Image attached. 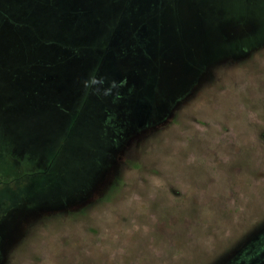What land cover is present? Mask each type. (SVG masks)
I'll use <instances>...</instances> for the list:
<instances>
[{"label":"rangeland","instance_id":"374dc122","mask_svg":"<svg viewBox=\"0 0 264 264\" xmlns=\"http://www.w3.org/2000/svg\"><path fill=\"white\" fill-rule=\"evenodd\" d=\"M1 3L2 264H264V0Z\"/></svg>","mask_w":264,"mask_h":264},{"label":"trees","instance_id":"16d2710c","mask_svg":"<svg viewBox=\"0 0 264 264\" xmlns=\"http://www.w3.org/2000/svg\"><path fill=\"white\" fill-rule=\"evenodd\" d=\"M1 4L0 0V55L5 53L8 55H15V52L19 48H22V50L25 48L24 42H26L27 36L25 32L21 31V28H28L29 30L30 25L20 20L16 9L6 11L1 7ZM34 37L37 39V37L31 33L29 39L34 41ZM12 62L14 61L12 60Z\"/></svg>","mask_w":264,"mask_h":264},{"label":"flooded vegetation","instance_id":"af4514ba","mask_svg":"<svg viewBox=\"0 0 264 264\" xmlns=\"http://www.w3.org/2000/svg\"><path fill=\"white\" fill-rule=\"evenodd\" d=\"M84 176L87 177L88 174L85 172ZM3 184L7 186L10 189V191L16 189V187L14 185H10L8 181H5V183ZM17 204L18 203H13L8 207L7 211L0 212V264H2L5 261V258H6L5 252L7 251L6 247L9 242V238L13 234H16L17 231L19 230L18 228L19 218H18L17 213L9 212V210L14 209L12 208L13 205H15L16 207H18V205L20 206V204L18 205ZM18 210L19 209L15 211H18Z\"/></svg>","mask_w":264,"mask_h":264},{"label":"crops","instance_id":"0c3cea01","mask_svg":"<svg viewBox=\"0 0 264 264\" xmlns=\"http://www.w3.org/2000/svg\"><path fill=\"white\" fill-rule=\"evenodd\" d=\"M120 92H121V91H120ZM115 94H116V96H118V95H119V92H117V93H115ZM108 97H109V96H108ZM111 101H112V99H111ZM112 103H114V102L112 101ZM112 108L115 109L116 107H115V106H112ZM111 111H112V109H111ZM229 123H230V121L224 122V124H229ZM220 130L223 131V128L221 127ZM223 135H224V134H222V135H219V134H218V138H213V139H212V143L216 142V141L219 139L220 136L223 137ZM216 136H217V134H216ZM210 137H211V136H210ZM210 142H211V139H210Z\"/></svg>","mask_w":264,"mask_h":264},{"label":"built area","instance_id":"2783aa9c","mask_svg":"<svg viewBox=\"0 0 264 264\" xmlns=\"http://www.w3.org/2000/svg\"><path fill=\"white\" fill-rule=\"evenodd\" d=\"M40 254H42V253H40ZM38 257L40 260H42V256L39 255ZM40 260L39 261H28L25 264H39V263H42V261L40 262Z\"/></svg>","mask_w":264,"mask_h":264}]
</instances>
